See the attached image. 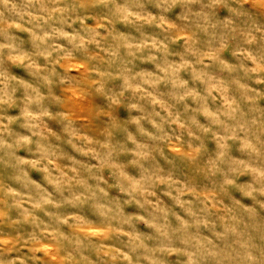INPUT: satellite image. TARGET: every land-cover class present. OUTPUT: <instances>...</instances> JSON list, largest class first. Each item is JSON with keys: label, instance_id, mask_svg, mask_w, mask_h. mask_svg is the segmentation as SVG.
I'll return each mask as SVG.
<instances>
[{"label": "clouds", "instance_id": "1", "mask_svg": "<svg viewBox=\"0 0 264 264\" xmlns=\"http://www.w3.org/2000/svg\"><path fill=\"white\" fill-rule=\"evenodd\" d=\"M0 264H264V0H0Z\"/></svg>", "mask_w": 264, "mask_h": 264}]
</instances>
